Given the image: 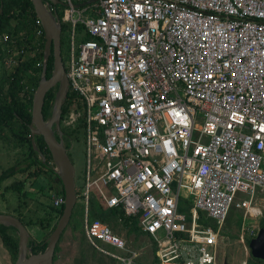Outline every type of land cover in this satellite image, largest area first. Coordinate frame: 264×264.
Here are the masks:
<instances>
[{
	"label": "built area",
	"instance_id": "2783aa9c",
	"mask_svg": "<svg viewBox=\"0 0 264 264\" xmlns=\"http://www.w3.org/2000/svg\"><path fill=\"white\" fill-rule=\"evenodd\" d=\"M59 1L69 90L83 103L62 123L83 126L75 192L87 243L114 264H141L144 251L154 264H223L227 216L240 210L244 223L264 207V0ZM8 37L0 73L21 53L4 48ZM92 193L148 241L134 249V238L89 219ZM63 202L52 198L54 208Z\"/></svg>",
	"mask_w": 264,
	"mask_h": 264
},
{
	"label": "trees",
	"instance_id": "16d2710c",
	"mask_svg": "<svg viewBox=\"0 0 264 264\" xmlns=\"http://www.w3.org/2000/svg\"><path fill=\"white\" fill-rule=\"evenodd\" d=\"M53 9L57 16H60L58 7L55 6ZM36 20L37 18L34 14L30 0H0V40L3 34L8 33L9 37L3 44L5 46L4 48L11 49L12 51H21V53L18 52L12 55V57L15 58L14 60H16V64L10 69L3 70L0 73V139L6 141V135L4 133L6 130L11 134L9 139L12 140L11 142L14 147H20L27 141L29 149L28 163L21 168L11 166L2 171L0 173V185L16 173L27 172L25 179H36L39 176H43V174L49 169H52L50 171L56 174L50 152L46 147L43 138L41 136H34L32 138L28 137L30 134L28 125L30 124L31 119L30 108L32 95L42 73V66H38L37 64L42 61L44 46L43 33L40 37L36 36ZM13 39H15V41L12 44L11 40ZM61 43L60 40V47ZM1 46L2 45L0 44V47ZM2 55L0 48V60L3 58ZM52 68L53 58L52 55H50L46 63L45 78L50 77ZM25 90H32L29 99L27 100L26 92H24ZM56 90L57 86L51 88L45 94L42 107V116L44 120H47L50 117ZM73 107L82 111L83 103L79 96L69 90L65 101L61 106L60 123H62L64 117ZM80 122H83L82 118ZM82 127L81 123L76 129H67V131H65L62 127L60 128L63 144L66 150L70 147L71 135L73 136L76 130H81ZM55 137L57 139V135H55ZM33 145L35 146V149ZM50 163L52 167L49 165ZM25 181L26 180L14 182L8 188L17 194V208L24 206V200L27 197V191L24 189ZM58 182L60 184V192H58V194L63 196L64 191L59 179ZM4 189H7V187ZM62 208L63 205L58 208H54L51 205L50 209L53 217L59 218L62 213ZM113 212V210H102L96 202H93L91 217L92 219H100L102 222L109 223L110 221L107 219ZM17 218L25 227L38 225L42 228L50 222L48 218L27 220L26 222L20 217ZM122 221L126 226L128 225L130 227L128 230L129 232L136 230L134 219L124 217ZM208 224H211V222H208ZM262 226H264V224H262ZM54 227L55 225L52 226L51 230H53ZM0 239L3 245L7 248L11 260L14 262L18 241L16 230L13 227L0 225ZM27 245L33 254L40 253L43 252L46 247V239L36 241L30 237ZM253 260L261 262L259 259Z\"/></svg>",
	"mask_w": 264,
	"mask_h": 264
},
{
	"label": "rangeland",
	"instance_id": "374dc122",
	"mask_svg": "<svg viewBox=\"0 0 264 264\" xmlns=\"http://www.w3.org/2000/svg\"><path fill=\"white\" fill-rule=\"evenodd\" d=\"M60 40L62 42L60 56L63 65L66 66L67 43L63 34H61ZM61 127L65 131L69 130L63 123H60ZM4 133L6 141L0 139V173L11 166L24 167L28 163L29 154L27 141L20 147H14L11 142L12 140L9 139L11 134L6 130ZM67 152L74 166L75 183L78 187L86 165L85 142L82 129H77L74 135H71L70 147ZM49 165L52 167L51 163ZM50 170L52 169H49L43 176H39L36 179H25L27 172L16 173L0 185V189L3 186L7 187V189H3V195H0V200L5 202L3 204L6 208L3 214L20 217L25 222L27 220L49 219L50 222L42 228L38 225L26 226L30 237L36 241L47 239L52 232V226L56 224L58 219V217H53L50 206L52 205L53 196L60 192V184L58 176ZM21 180H26L24 189L27 191V197L24 200V206L17 208V194L8 188L12 183ZM4 193L6 195L5 198L3 197ZM94 196V193H92L91 198ZM261 196L257 195L256 197L258 203L264 202V200L260 201ZM77 202L80 203L74 205L68 225L57 242L52 264H114L111 259L97 253L87 243L82 228L84 205L82 200ZM190 205L189 201L180 199L178 203L179 212L187 216ZM88 208L90 209L88 217L92 219V201ZM242 214V211L234 209L222 223L219 233V245L216 249L217 259L223 264H242L244 261H246V264H264V259L261 262L253 260L255 258L251 257L248 247V242L256 237L259 229L264 228L262 226L264 224V207L262 208L261 216L257 218L246 217L244 223L242 221ZM122 219H124V216L113 212L107 220L110 221L111 227L116 228L115 230L113 229L116 234L121 235L127 241H133L132 238L134 237L129 233ZM200 220L202 224L209 225L202 215L200 216ZM141 240L146 242L147 238ZM141 240L135 239L136 244L133 241L132 247L137 249L138 246L136 245H139L137 242L141 246ZM137 261L141 264H154L148 251H144Z\"/></svg>",
	"mask_w": 264,
	"mask_h": 264
},
{
	"label": "water",
	"instance_id": "95a60500",
	"mask_svg": "<svg viewBox=\"0 0 264 264\" xmlns=\"http://www.w3.org/2000/svg\"><path fill=\"white\" fill-rule=\"evenodd\" d=\"M34 14L40 21L44 36L43 67L40 79L33 91L30 124L28 125L32 137L41 136L48 148L55 172L64 191L62 213L48 238L43 252L33 254L27 243L30 238L27 228L15 216L0 213V225L13 227L17 235V253L13 264H52L54 250L60 235L67 227L72 210L77 202L75 192V170L64 147L62 132L60 131L61 106L69 91L66 71L60 56V24L54 11L49 10V4L62 5L59 0H30ZM87 3V2H86ZM83 5V4H81ZM52 55L53 68L49 78H45L48 57ZM57 86L50 117L44 120L42 107L45 94ZM57 135V139L55 137ZM34 149L35 146L33 145ZM250 255L255 259H264V228L259 229L256 237L248 242Z\"/></svg>",
	"mask_w": 264,
	"mask_h": 264
},
{
	"label": "crops",
	"instance_id": "0c3cea01",
	"mask_svg": "<svg viewBox=\"0 0 264 264\" xmlns=\"http://www.w3.org/2000/svg\"><path fill=\"white\" fill-rule=\"evenodd\" d=\"M51 5V4H50ZM52 7H55V6H53V5H51ZM57 7H58V9H60V5H56ZM42 67H43V65H42ZM5 188V186H3V188H1L0 189V195H3L2 193H3V189ZM5 190V189H4ZM55 195H60V194H58V193H56ZM4 198L6 197V195H5V193H4V196H3ZM96 202L97 204H98V202H99V200L98 199H96V197L94 196L93 198H90L89 199V203L90 202ZM3 203H5V202H3L2 200H0V213H5V205L3 204ZM76 203H79V202H76ZM98 206H99V204H98ZM100 207V206H99ZM88 210H90L89 208H88ZM102 210H104V209H102ZM110 227H111V225H110V223H107ZM127 228H128V230H129V226L127 225L126 226ZM27 228V227H26ZM135 228H136V230L135 231H130L129 233H131V235L134 237V239H138V240H141V239H145V238H147L146 237V235L145 234H143L142 232H141V230H140V228H139V226H138V224H137V222H135ZM111 229L113 230H115L116 228L114 227H111ZM113 230V231H114ZM147 241H148V238H147ZM141 243L142 244H145L146 242H143L142 240H141ZM0 264H13V261L11 260V256H10V254H9V252H8V250H7V248L3 245V243H2V241H1V239H0Z\"/></svg>",
	"mask_w": 264,
	"mask_h": 264
}]
</instances>
